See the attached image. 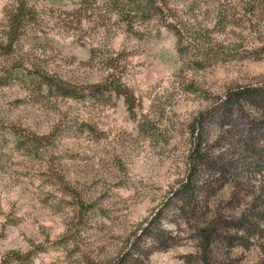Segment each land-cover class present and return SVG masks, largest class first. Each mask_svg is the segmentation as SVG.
<instances>
[{
  "label": "rangeland",
  "instance_id": "1",
  "mask_svg": "<svg viewBox=\"0 0 264 264\" xmlns=\"http://www.w3.org/2000/svg\"><path fill=\"white\" fill-rule=\"evenodd\" d=\"M110 3L0 0V264H264V139L248 128L264 98L208 116L264 86V0H167L183 56L160 15ZM199 133L197 193L180 201Z\"/></svg>",
  "mask_w": 264,
  "mask_h": 264
},
{
  "label": "trees",
  "instance_id": "2",
  "mask_svg": "<svg viewBox=\"0 0 264 264\" xmlns=\"http://www.w3.org/2000/svg\"><path fill=\"white\" fill-rule=\"evenodd\" d=\"M110 4L114 9L118 11V15L122 17L124 20H130L134 17L138 18H145L150 19L155 15H160L161 19L164 20V25L173 30L175 34L178 36L179 41V53L181 56L187 54L188 49L187 46H183V33L181 32V28L179 23L175 21H170L169 18L165 16V13L168 10H165V4L167 0H110ZM32 10L27 12L25 9V5L22 3L19 5L17 9V13L10 18L9 22V29H10V46L17 41L21 35L23 30L25 29V24L28 22L30 16H32ZM165 16V17H163ZM202 52H198L194 58L198 56L206 58V50L202 49ZM202 60L195 59L194 62L197 64H201ZM114 76V75H112ZM113 79L110 80V77L107 78L106 84V91H109L111 94H115L116 96H124L126 99V103L130 106V109L134 108V98L128 91V89L122 85L121 79L116 78L115 76L112 77ZM43 85L46 84L49 89H53L55 86V81H53L49 76L44 75V80L42 81ZM41 83V87L43 86ZM58 91L62 93L63 96L69 97L71 94L70 90L59 86L57 87ZM264 98V86L262 88H255V89H239L237 91H229L225 97L220 99V102L211 108L208 111V116L213 123H223L232 116L233 113H244L245 105L248 103L257 104L258 99ZM217 113H220L221 117L218 116ZM204 117V114L201 115V119ZM248 128L250 131L259 133L261 135L260 138L263 137L262 135L264 131V121L257 122V121H250ZM203 131V130H202ZM195 136V134H194ZM200 136V143L194 144V148L191 154V158L194 157V162L189 169V174L187 175L186 179L183 180L180 187L177 191V197L180 201H192L196 195V186L194 185V177L197 176L199 164L205 162V158L207 157L206 154L202 151L203 145V136L199 133ZM196 160V161H195ZM207 160V159H206ZM198 162V163H196Z\"/></svg>",
  "mask_w": 264,
  "mask_h": 264
}]
</instances>
